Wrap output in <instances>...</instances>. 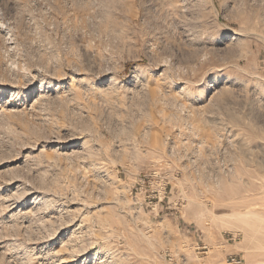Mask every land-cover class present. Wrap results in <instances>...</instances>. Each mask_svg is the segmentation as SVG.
<instances>
[{"label": "rangeland", "instance_id": "obj_1", "mask_svg": "<svg viewBox=\"0 0 264 264\" xmlns=\"http://www.w3.org/2000/svg\"><path fill=\"white\" fill-rule=\"evenodd\" d=\"M0 264H264V0H0Z\"/></svg>", "mask_w": 264, "mask_h": 264}, {"label": "built area", "instance_id": "obj_2", "mask_svg": "<svg viewBox=\"0 0 264 264\" xmlns=\"http://www.w3.org/2000/svg\"><path fill=\"white\" fill-rule=\"evenodd\" d=\"M232 262H235V263H236V260H235V259H233V260H232Z\"/></svg>", "mask_w": 264, "mask_h": 264}]
</instances>
